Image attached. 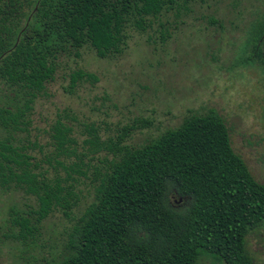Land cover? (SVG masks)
I'll list each match as a JSON object with an SVG mask.
<instances>
[{"label":"trees","instance_id":"trees-1","mask_svg":"<svg viewBox=\"0 0 264 264\" xmlns=\"http://www.w3.org/2000/svg\"><path fill=\"white\" fill-rule=\"evenodd\" d=\"M194 1L207 0H0V194L24 198L7 207L0 244L38 264H199L203 254L253 264L246 237L264 225V183L215 110L137 146L125 142L135 124L107 144L89 125L83 150L59 119L48 150L33 134L35 103L61 60L84 49L119 54L130 28L145 31L150 18ZM257 24L246 62L264 73V21ZM82 77L95 79L77 69L71 83ZM81 177L90 192L82 207ZM57 211L69 222L59 248L50 242Z\"/></svg>","mask_w":264,"mask_h":264},{"label":"rangeland","instance_id":"rangeland-1","mask_svg":"<svg viewBox=\"0 0 264 264\" xmlns=\"http://www.w3.org/2000/svg\"><path fill=\"white\" fill-rule=\"evenodd\" d=\"M263 21L264 0L194 1L150 18L145 31L130 28L127 46L119 54L98 58L84 49L78 58H64L35 103L33 134L48 150V131L59 119L72 126L83 150L88 147L83 141L89 138V125L107 144L135 124L125 142L137 146L191 113L213 109L228 128L233 150L264 183V73L257 63L246 62L255 27ZM77 69L95 79L82 77L71 83ZM81 180L82 207L90 192L88 179ZM23 199L0 194V223L7 207ZM170 202L180 207L171 194ZM51 221L50 242L59 248L69 222L59 211ZM246 247L253 264H264V225L248 233ZM198 261L224 264L210 254ZM0 264L38 263L0 244Z\"/></svg>","mask_w":264,"mask_h":264}]
</instances>
